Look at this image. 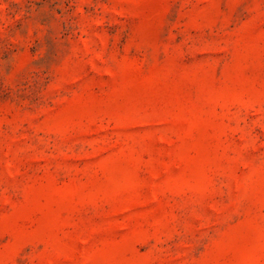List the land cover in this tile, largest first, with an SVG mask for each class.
I'll return each instance as SVG.
<instances>
[{
  "label": "rangeland",
  "instance_id": "rangeland-1",
  "mask_svg": "<svg viewBox=\"0 0 264 264\" xmlns=\"http://www.w3.org/2000/svg\"><path fill=\"white\" fill-rule=\"evenodd\" d=\"M0 264H264V0H0Z\"/></svg>",
  "mask_w": 264,
  "mask_h": 264
}]
</instances>
